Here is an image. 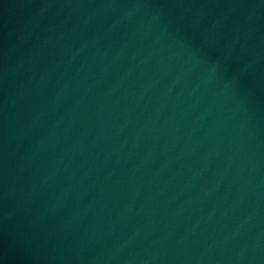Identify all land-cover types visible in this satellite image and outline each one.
<instances>
[{"label": "water", "instance_id": "obj_1", "mask_svg": "<svg viewBox=\"0 0 264 264\" xmlns=\"http://www.w3.org/2000/svg\"><path fill=\"white\" fill-rule=\"evenodd\" d=\"M0 264H264V0H0Z\"/></svg>", "mask_w": 264, "mask_h": 264}]
</instances>
